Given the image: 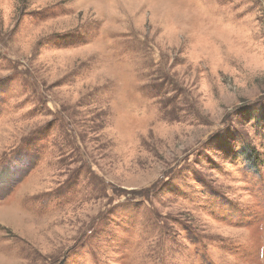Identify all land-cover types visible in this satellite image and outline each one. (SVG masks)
<instances>
[{
  "label": "rangeland",
  "instance_id": "rangeland-1",
  "mask_svg": "<svg viewBox=\"0 0 264 264\" xmlns=\"http://www.w3.org/2000/svg\"><path fill=\"white\" fill-rule=\"evenodd\" d=\"M0 264H264V0H0Z\"/></svg>",
  "mask_w": 264,
  "mask_h": 264
}]
</instances>
